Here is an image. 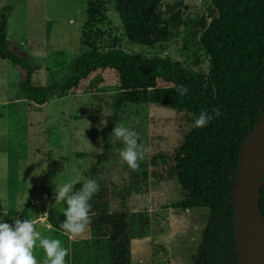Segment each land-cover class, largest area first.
Instances as JSON below:
<instances>
[{
  "label": "rangeland",
  "instance_id": "1",
  "mask_svg": "<svg viewBox=\"0 0 264 264\" xmlns=\"http://www.w3.org/2000/svg\"><path fill=\"white\" fill-rule=\"evenodd\" d=\"M87 7V0H0L7 14L8 48L32 65L34 85L50 87L72 77L71 63L86 47L82 32ZM211 7V0H163V13L175 17L174 34L167 42L149 46L130 43L116 7L106 5L107 20L92 28L91 40L103 51L116 46L135 54L159 55L207 73L210 64L200 35L210 22ZM96 76L104 81L89 90ZM23 81L25 71L0 59V211L8 213L0 219L12 224L18 217L9 212H20L30 203L29 216L36 231L59 240L67 249L65 264H110L109 237L86 227L69 238L47 221L50 208L63 211L66 207L51 194L55 183L74 176L91 178L99 185L92 200L100 214L127 212L130 216L132 264H194L210 211L170 207L184 193L177 180L161 177L194 127L192 116L151 103L122 104L117 125L132 128L151 151L132 170L119 159L122 143L110 141V158L97 164V156L104 152L103 129L120 96L116 73L99 70L77 89L50 96L42 106L26 99ZM101 118L105 124L98 129ZM155 155L167 157L168 163L158 158L153 164ZM80 186L76 184L74 190ZM33 255L37 264H44V251L38 244Z\"/></svg>",
  "mask_w": 264,
  "mask_h": 264
},
{
  "label": "trees",
  "instance_id": "2",
  "mask_svg": "<svg viewBox=\"0 0 264 264\" xmlns=\"http://www.w3.org/2000/svg\"><path fill=\"white\" fill-rule=\"evenodd\" d=\"M87 5L82 32L86 47L71 63V78L50 87L32 83V65L8 48L5 8H0V59L9 60L26 72L21 90L28 101L38 106L46 104L50 96L77 89L99 70L116 73L120 96L114 103V115L103 129L104 152L97 156V164L110 158L109 138L124 103L168 106L190 114L192 121L202 110L212 114L214 108H219L220 115L207 126L190 130L175 151L172 166L161 177L177 180L184 193V198L170 207L210 211L194 264H240L235 255L237 238L231 194L241 146L264 112V0H211V19L200 35V45L210 64L207 73L159 55L135 54L116 46L103 51L91 40L92 28L107 20L103 8L113 5L130 43L153 46L169 41L174 34L175 17L163 13V0H87ZM103 81L96 76L89 90ZM181 86L188 89L183 96L177 92ZM158 158L168 163V158L160 155L153 156L152 163L157 164ZM92 174L96 175L95 167ZM89 203L91 220L87 227L110 238V264H132L129 214H100L92 199ZM260 208L264 215V186ZM29 209L30 203H26L20 212L9 214L30 220ZM63 220V211L50 208L47 221L52 227L64 232L60 227Z\"/></svg>",
  "mask_w": 264,
  "mask_h": 264
},
{
  "label": "clouds",
  "instance_id": "3",
  "mask_svg": "<svg viewBox=\"0 0 264 264\" xmlns=\"http://www.w3.org/2000/svg\"><path fill=\"white\" fill-rule=\"evenodd\" d=\"M177 92L183 96L188 92V89L181 86ZM105 114L110 115L106 112ZM219 115V108H214L212 114L202 110L193 119V125L197 128L205 127ZM104 124L105 120L101 118L100 124L97 125L98 129ZM88 127H84V132ZM110 141L122 143L123 147L118 153L119 159L132 170H137L139 162L145 160L151 151L150 146L140 141L138 134L123 123L113 128ZM78 183L81 185L80 188L74 190V186ZM98 190L99 185L95 179H81L79 176H74L62 183H55L53 191L55 201L63 202L66 205L63 209L64 220L60 227L68 234L69 238L83 233L90 223L91 204L89 202ZM0 213H2L0 217L8 216L6 210L0 211ZM37 244L44 251V264H65L64 258L67 255V249L61 246L59 240L42 236L39 231H36L34 221L14 218L13 223L9 224L4 219H0V264H37L33 255V248Z\"/></svg>",
  "mask_w": 264,
  "mask_h": 264
},
{
  "label": "water",
  "instance_id": "4",
  "mask_svg": "<svg viewBox=\"0 0 264 264\" xmlns=\"http://www.w3.org/2000/svg\"><path fill=\"white\" fill-rule=\"evenodd\" d=\"M263 177L264 112L241 146L237 177L232 185L235 255L240 264H264V215L260 208Z\"/></svg>",
  "mask_w": 264,
  "mask_h": 264
},
{
  "label": "crops",
  "instance_id": "5",
  "mask_svg": "<svg viewBox=\"0 0 264 264\" xmlns=\"http://www.w3.org/2000/svg\"><path fill=\"white\" fill-rule=\"evenodd\" d=\"M9 50H10V49H9ZM31 103H32V102H31ZM34 104H35V103H34ZM180 211H185V212H187V211H189V210H180ZM48 224H49V223H48ZM49 225H50V224H49ZM50 226H51V225H50ZM178 231H179V234H180V233L183 234V231H184V230L181 229V230H178ZM180 235H181V234H180Z\"/></svg>",
  "mask_w": 264,
  "mask_h": 264
}]
</instances>
